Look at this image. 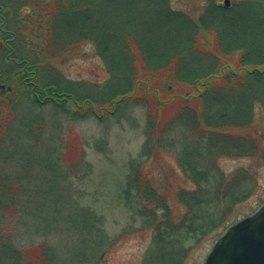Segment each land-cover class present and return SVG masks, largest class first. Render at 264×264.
Returning <instances> with one entry per match:
<instances>
[{
  "label": "trees",
  "instance_id": "16d2710c",
  "mask_svg": "<svg viewBox=\"0 0 264 264\" xmlns=\"http://www.w3.org/2000/svg\"><path fill=\"white\" fill-rule=\"evenodd\" d=\"M23 1L0 0V83L17 91L8 96L9 89L1 91L7 114L0 115V264H102L104 259L107 235L97 215L75 221L73 242L64 249L54 243L51 230L39 240L28 234L32 170L36 175L56 165L74 170L76 161L85 162V153L80 148L68 160L64 150L70 151L75 140L57 144L64 134L46 135L42 116L30 124L18 117L15 123L12 115L24 99L33 110L48 101L71 121L99 108L105 113L110 105L118 109L116 99L146 108L148 140L130 160L134 188L130 185L126 199L132 216L153 230V263L173 252L174 243L222 233L251 196L254 176L243 166L225 172L219 159L250 157L264 165V0L229 5L204 0L197 16L174 8L171 0H48L22 14ZM152 15L158 18L155 31L145 23ZM208 29L215 34L214 50L206 49L213 46L212 37L204 35ZM85 43L94 45L110 73L99 95L80 93L53 63H64ZM44 146L48 151L40 153ZM160 151L174 155L192 185L176 193L186 207L179 219L134 164ZM35 187L43 207L48 189L39 181Z\"/></svg>",
  "mask_w": 264,
  "mask_h": 264
},
{
  "label": "rangeland",
  "instance_id": "374dc122",
  "mask_svg": "<svg viewBox=\"0 0 264 264\" xmlns=\"http://www.w3.org/2000/svg\"><path fill=\"white\" fill-rule=\"evenodd\" d=\"M47 1H23L27 6L23 7L22 14L36 10L37 2L41 8ZM220 1L228 5L231 4V0ZM171 2L174 8H181L196 16L204 5L202 4L204 0H171ZM145 23H148L152 30H158V18L155 15L150 16ZM0 27H3L2 22H0ZM206 34L212 37L213 45L206 49L214 50L216 46L215 34L209 29L208 33L205 32L204 35ZM170 35L172 36L173 33ZM77 52V54L70 55L64 63H61L59 59L55 60L53 62L55 68L62 76L75 83V88L80 93L99 95L97 90H101L110 78L106 64L95 53L92 43H85ZM231 59L237 60L238 55L237 57L232 55ZM51 77L52 74L49 75V78ZM116 87L105 92V96L111 94ZM13 88L9 85L2 86L0 83V94L5 89L10 90L7 96L15 94L17 91ZM3 95L0 96V115L4 117L7 114V109L5 106L6 97ZM162 95L164 96V94ZM116 102L119 103L118 109L117 106L113 108L110 105L105 108L104 113L99 108L86 117L79 116L75 121L68 120L65 116L57 113L52 104L45 100L34 110L26 99L17 110L14 108L12 117L14 116L15 123L18 122V117H25L30 124L29 121H34L37 116H42L45 119L46 135L52 137L64 134L56 140L57 144L65 139L67 141L75 140L68 145L71 147L70 151L64 150L68 160H74L78 156L80 148L85 153V162L81 164L76 161L74 170L58 165L54 166V169L51 166L42 175H36V169L32 170L30 175L34 187L32 186L33 191L30 197L33 202L30 205L31 215L25 218L29 223V227H26L28 234L33 239L39 240L40 237H43L44 231L51 230L50 234L54 243L59 244L61 248L63 245L62 249H64L68 242H73L70 238L76 230L75 221L81 219L82 215H97L101 217L107 235L102 264H205L207 255L221 235V229L198 237L196 240L187 239L183 244L174 243L171 247L178 250L181 255L174 257L173 250V252H168L166 257L160 258L157 263L152 262V257L156 256L157 251L153 240V230L149 226L144 227L140 217L132 216L134 213L128 208L126 199L131 185L129 176L134 172V170L130 172V160L138 158L148 140L144 132L147 112L146 108L141 105L124 104L118 102L117 99ZM173 109L176 110L177 106ZM33 125L37 124L33 123ZM13 130L15 131V127ZM38 151L40 153L48 151L47 146ZM71 162H66V166ZM218 162L220 169L225 172L230 173L243 166L249 169L254 176L253 192L249 199L238 206L236 215L230 222L232 224L233 220L234 222L239 220L245 214L247 215L254 209L257 210L264 203V165H258L250 157L226 156L220 158ZM134 164L138 168L140 166L146 178L167 197V202L172 206L174 217L179 219L186 207L177 199L176 193L182 187L186 188L192 185L185 178L174 155L160 151L149 159H136ZM35 181H39L42 187L48 189L47 192H44L47 201L43 207L44 199L42 196L39 198ZM131 186L134 188L133 185ZM50 187H54L52 191ZM135 192L136 190L133 191V193ZM39 210L40 213L35 216L34 213ZM70 213L75 214L73 220L67 217ZM174 261L176 262L174 263Z\"/></svg>",
  "mask_w": 264,
  "mask_h": 264
},
{
  "label": "water",
  "instance_id": "95a60500",
  "mask_svg": "<svg viewBox=\"0 0 264 264\" xmlns=\"http://www.w3.org/2000/svg\"><path fill=\"white\" fill-rule=\"evenodd\" d=\"M205 264H264V204L219 236Z\"/></svg>",
  "mask_w": 264,
  "mask_h": 264
},
{
  "label": "flooded vegetation",
  "instance_id": "af4514ba",
  "mask_svg": "<svg viewBox=\"0 0 264 264\" xmlns=\"http://www.w3.org/2000/svg\"><path fill=\"white\" fill-rule=\"evenodd\" d=\"M3 86V85H2Z\"/></svg>",
  "mask_w": 264,
  "mask_h": 264
}]
</instances>
